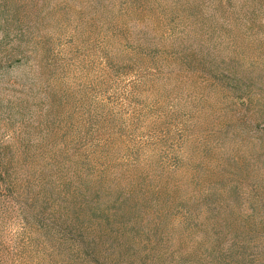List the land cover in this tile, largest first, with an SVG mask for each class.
Wrapping results in <instances>:
<instances>
[{
    "label": "rangeland",
    "instance_id": "obj_1",
    "mask_svg": "<svg viewBox=\"0 0 264 264\" xmlns=\"http://www.w3.org/2000/svg\"><path fill=\"white\" fill-rule=\"evenodd\" d=\"M0 264H264V0H0Z\"/></svg>",
    "mask_w": 264,
    "mask_h": 264
}]
</instances>
